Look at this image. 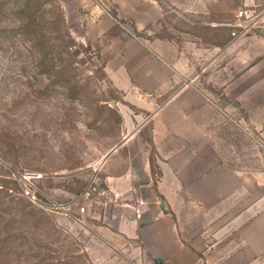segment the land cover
<instances>
[{
    "label": "rangeland",
    "instance_id": "rangeland-1",
    "mask_svg": "<svg viewBox=\"0 0 264 264\" xmlns=\"http://www.w3.org/2000/svg\"><path fill=\"white\" fill-rule=\"evenodd\" d=\"M57 1L71 38L89 45L109 67L124 66L123 54H102L90 44L96 40L88 38L89 43L86 37L87 29L100 18L106 22L94 32L137 44L161 42L173 46L188 66H207L197 82L218 117L205 142L176 146L171 140L166 150L186 147L170 162L172 166L192 163L203 170V163H208L205 186L219 199L212 198L210 204L200 200L202 206L196 200L180 199L179 211L174 210L175 233L187 250L202 258L199 264H264V0ZM14 3L2 0L0 6V264H145L136 260L135 255L143 253L135 241L115 233L107 237L97 229L103 227L101 221L90 216L101 220L108 206L105 201L118 197L107 193L108 176L136 174L137 190L127 186L119 191L133 193L132 199L137 195L143 203L148 189L160 181L156 166L160 156L150 148L149 139L151 117L164 98L134 89L122 92L105 70L103 81L100 71L80 63L81 57H75L71 71L63 76L35 68L31 55L25 53L27 45L12 31L17 18ZM239 12L254 27L234 38L228 25ZM98 41H108V36ZM229 46L234 53L209 64ZM236 53H240L237 58ZM67 79L73 89L69 94ZM191 83L187 79L182 86ZM104 101L120 116L119 127L111 119L101 125L109 117L98 109ZM136 134L137 139L126 147L125 139ZM141 149L149 160L150 179L138 170ZM23 173L46 176L37 184L47 199L41 198L44 205L67 204L89 185L96 192L82 215L72 207L68 218L22 199L18 188ZM146 182L150 187H143ZM199 185L204 188V183ZM156 200L164 212H170L164 199ZM211 251L225 258L244 253L239 259L256 253V262H204Z\"/></svg>",
    "mask_w": 264,
    "mask_h": 264
},
{
    "label": "crops",
    "instance_id": "crops-1",
    "mask_svg": "<svg viewBox=\"0 0 264 264\" xmlns=\"http://www.w3.org/2000/svg\"><path fill=\"white\" fill-rule=\"evenodd\" d=\"M101 22L105 23L106 18H100L91 25L86 31V37L87 41L88 38L96 40L88 42L102 54L110 51L123 54L124 66L118 65L112 68L108 66L109 62L105 65V71L112 85L122 92L134 89L140 94L164 98L163 104L151 117V142L160 156L156 166L161 173V178L154 189H148L146 201L143 203L136 195L135 204L132 201L134 200L132 199L133 193L129 195L124 190L119 191V187L129 186L137 190L138 185H133L136 174L127 172L120 177L108 176L105 179L107 193L118 197L105 201L104 206H108L104 215H101V220L95 214L90 218L97 223L101 221L103 227L97 229H101L107 237L115 233L129 242L135 241V246L140 247L143 253L135 255L139 263L199 264L202 258L187 250L175 233L177 230L176 214L181 206L179 200L183 198L196 200L202 206L200 200H207L206 204H210L212 198H219L208 191L205 186L208 182L205 179L208 176L206 172L209 171L208 168L206 169L208 163H203V170L198 169L200 166L197 167L192 163L187 167L181 165L183 168L172 166L170 162H174L177 154L185 152L186 147L169 150H166V147L170 148L171 140L175 141L176 146L180 143L192 145L206 141V134H209L214 118L218 117L216 109L197 82L200 73L205 71L207 66L198 69L195 66H188L184 57L173 46L161 42L149 45L137 44L136 40L125 42L119 37L116 39V35L109 36L107 33L96 30L94 32ZM104 36H108V41H98ZM111 38L115 39L114 44ZM233 49L232 46L226 47L217 58L214 56L209 64L221 58L225 53H234ZM239 54L236 53L233 56L237 55V58ZM187 79L192 82L190 86H182ZM145 105L150 107L151 103ZM135 139H137V134L127 137L126 147H130ZM167 151L169 153H162ZM141 157L138 170L150 179V164L144 149H141ZM166 182H169V185H166ZM201 183H204V188L200 187ZM143 187H150V183ZM134 193L137 194V192ZM156 198L164 199L170 207V212H164ZM68 218H71V214ZM243 254L239 253L225 258L224 255H214L211 251L210 255H204L203 261L206 263L256 262L254 260L256 253H251L249 256L251 259H239Z\"/></svg>",
    "mask_w": 264,
    "mask_h": 264
},
{
    "label": "trees",
    "instance_id": "trees-1",
    "mask_svg": "<svg viewBox=\"0 0 264 264\" xmlns=\"http://www.w3.org/2000/svg\"><path fill=\"white\" fill-rule=\"evenodd\" d=\"M1 4L2 0H0V6ZM12 12L17 17L16 26L12 31L18 34L24 45H27L24 49L25 53L31 55V61L35 68H41L48 72L54 71L55 74L63 76L71 71V64L75 57H81L80 63L90 65L96 71H100L102 80L106 79L105 62L101 56L94 52L89 45L76 43L66 30L63 13L57 0H51L44 4L40 0H15ZM113 18L116 19V16L114 15ZM4 31L7 32V30ZM65 83L67 84L66 91L69 94L73 90L68 88L72 82L67 79ZM98 109L106 112L109 116L106 121H101V125H106L110 119L118 127L121 125L120 116L115 109L109 106V103L104 101ZM149 146L151 149L153 148L151 136ZM18 193L30 204L21 195L20 187Z\"/></svg>",
    "mask_w": 264,
    "mask_h": 264
},
{
    "label": "built area",
    "instance_id": "built-area-1",
    "mask_svg": "<svg viewBox=\"0 0 264 264\" xmlns=\"http://www.w3.org/2000/svg\"><path fill=\"white\" fill-rule=\"evenodd\" d=\"M228 27L232 28L233 32L231 33V37L235 38L239 32L243 35L246 34L254 25L253 22L248 21L245 13L239 12L235 16V22L228 25ZM45 178L46 176L42 174L23 173L19 176V183L21 195L30 204L44 208L50 213H61L63 216L68 217L72 207H75L78 209V213L82 215L85 210L84 206L87 205V202L91 200L93 194L96 192L94 185H89L77 198L67 204L58 205L48 202L47 205H44L42 199H47L44 194L41 193L37 184Z\"/></svg>",
    "mask_w": 264,
    "mask_h": 264
},
{
    "label": "water",
    "instance_id": "water-1",
    "mask_svg": "<svg viewBox=\"0 0 264 264\" xmlns=\"http://www.w3.org/2000/svg\"><path fill=\"white\" fill-rule=\"evenodd\" d=\"M120 146L115 147L112 149L108 154L105 155V157L102 160V163H104Z\"/></svg>",
    "mask_w": 264,
    "mask_h": 264
}]
</instances>
